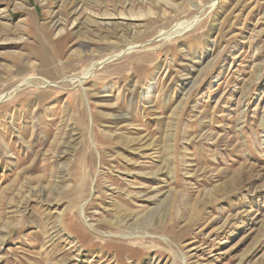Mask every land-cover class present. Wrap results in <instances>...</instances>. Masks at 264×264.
<instances>
[{
	"label": "rangeland",
	"instance_id": "374dc122",
	"mask_svg": "<svg viewBox=\"0 0 264 264\" xmlns=\"http://www.w3.org/2000/svg\"><path fill=\"white\" fill-rule=\"evenodd\" d=\"M0 264H264V0H0Z\"/></svg>",
	"mask_w": 264,
	"mask_h": 264
},
{
	"label": "bare ground",
	"instance_id": "6f19581e",
	"mask_svg": "<svg viewBox=\"0 0 264 264\" xmlns=\"http://www.w3.org/2000/svg\"><path fill=\"white\" fill-rule=\"evenodd\" d=\"M84 44V43H83ZM83 46V45H82Z\"/></svg>",
	"mask_w": 264,
	"mask_h": 264
}]
</instances>
